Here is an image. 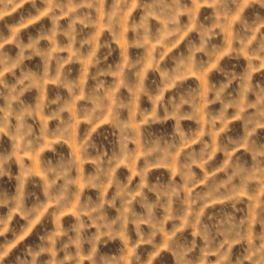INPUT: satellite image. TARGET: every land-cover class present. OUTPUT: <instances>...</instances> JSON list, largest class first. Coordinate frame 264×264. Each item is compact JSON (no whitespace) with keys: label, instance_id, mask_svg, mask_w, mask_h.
<instances>
[{"label":"clouds","instance_id":"obj_1","mask_svg":"<svg viewBox=\"0 0 264 264\" xmlns=\"http://www.w3.org/2000/svg\"><path fill=\"white\" fill-rule=\"evenodd\" d=\"M0 264H264V0H0Z\"/></svg>","mask_w":264,"mask_h":264}]
</instances>
